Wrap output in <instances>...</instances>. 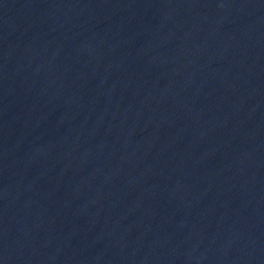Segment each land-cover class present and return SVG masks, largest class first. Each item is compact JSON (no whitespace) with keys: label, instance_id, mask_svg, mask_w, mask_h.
<instances>
[{"label":"water","instance_id":"water-1","mask_svg":"<svg viewBox=\"0 0 264 264\" xmlns=\"http://www.w3.org/2000/svg\"><path fill=\"white\" fill-rule=\"evenodd\" d=\"M0 264H264V0H0Z\"/></svg>","mask_w":264,"mask_h":264}]
</instances>
